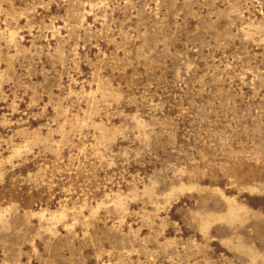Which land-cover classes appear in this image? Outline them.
Masks as SVG:
<instances>
[{"label": "rangeland", "instance_id": "1", "mask_svg": "<svg viewBox=\"0 0 264 264\" xmlns=\"http://www.w3.org/2000/svg\"><path fill=\"white\" fill-rule=\"evenodd\" d=\"M0 264H264V0H0Z\"/></svg>", "mask_w": 264, "mask_h": 264}]
</instances>
